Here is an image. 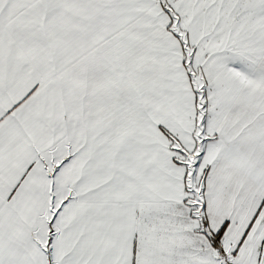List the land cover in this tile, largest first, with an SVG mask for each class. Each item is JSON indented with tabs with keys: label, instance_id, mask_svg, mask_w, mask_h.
<instances>
[{
	"label": "snow or ice",
	"instance_id": "6c2138e0",
	"mask_svg": "<svg viewBox=\"0 0 264 264\" xmlns=\"http://www.w3.org/2000/svg\"><path fill=\"white\" fill-rule=\"evenodd\" d=\"M0 264H264V0H0Z\"/></svg>",
	"mask_w": 264,
	"mask_h": 264
}]
</instances>
